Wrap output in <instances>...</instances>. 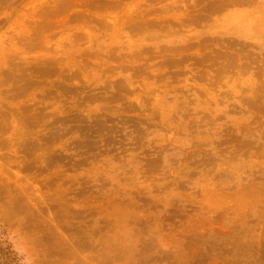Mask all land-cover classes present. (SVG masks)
Returning <instances> with one entry per match:
<instances>
[{
	"label": "rangeland",
	"instance_id": "obj_1",
	"mask_svg": "<svg viewBox=\"0 0 264 264\" xmlns=\"http://www.w3.org/2000/svg\"><path fill=\"white\" fill-rule=\"evenodd\" d=\"M0 264H264V0H0Z\"/></svg>",
	"mask_w": 264,
	"mask_h": 264
}]
</instances>
